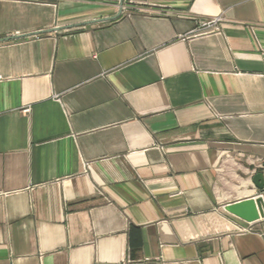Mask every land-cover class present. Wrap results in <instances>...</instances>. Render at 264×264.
Masks as SVG:
<instances>
[{"label": "crops", "instance_id": "crops-1", "mask_svg": "<svg viewBox=\"0 0 264 264\" xmlns=\"http://www.w3.org/2000/svg\"><path fill=\"white\" fill-rule=\"evenodd\" d=\"M258 174L264 0H0V264H264Z\"/></svg>", "mask_w": 264, "mask_h": 264}, {"label": "water", "instance_id": "water-1", "mask_svg": "<svg viewBox=\"0 0 264 264\" xmlns=\"http://www.w3.org/2000/svg\"><path fill=\"white\" fill-rule=\"evenodd\" d=\"M255 186L264 190L263 174H258L254 179ZM227 211L248 222H256L264 217V204L261 197L257 199H247L243 202L235 203L227 207Z\"/></svg>", "mask_w": 264, "mask_h": 264}, {"label": "built area", "instance_id": "built-area-1", "mask_svg": "<svg viewBox=\"0 0 264 264\" xmlns=\"http://www.w3.org/2000/svg\"><path fill=\"white\" fill-rule=\"evenodd\" d=\"M219 23H220V19H214V20H210L209 22L200 23L197 29L191 35H189V37L210 34L211 32H219L220 30ZM250 223L254 224L256 222H250ZM262 230H264V226L262 227Z\"/></svg>", "mask_w": 264, "mask_h": 264}]
</instances>
